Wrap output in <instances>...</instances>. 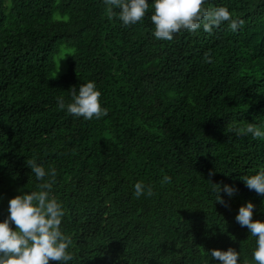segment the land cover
I'll return each instance as SVG.
<instances>
[{
	"label": "trees",
	"instance_id": "obj_1",
	"mask_svg": "<svg viewBox=\"0 0 264 264\" xmlns=\"http://www.w3.org/2000/svg\"><path fill=\"white\" fill-rule=\"evenodd\" d=\"M216 6L243 26L167 41L153 35L151 7L124 25L104 0H0V221L11 198L38 190L35 159L56 169L69 264H205V252L229 247L255 264L256 238L235 217L251 201L264 220V196L240 179L264 169V139L237 129L264 126V0L204 5ZM61 48L72 55L53 78ZM88 81L107 115L58 107ZM137 182L153 194L137 198ZM224 184L238 189L221 191L228 206L212 191Z\"/></svg>",
	"mask_w": 264,
	"mask_h": 264
},
{
	"label": "clouds",
	"instance_id": "obj_2",
	"mask_svg": "<svg viewBox=\"0 0 264 264\" xmlns=\"http://www.w3.org/2000/svg\"><path fill=\"white\" fill-rule=\"evenodd\" d=\"M104 3L108 7L110 17L118 16L124 25L141 22L151 7L153 35L157 40L171 41L176 33H193L201 28L204 32L212 33L214 28L225 22L229 30L236 32L244 24L242 19H234L233 13L227 7H204L208 0H151V3L149 0H104ZM115 9L119 11H114ZM208 59L210 61V57ZM70 92V103L66 104L60 97L57 98V104L74 118L92 120L94 117L99 119L107 115V110L101 106V93L95 82L80 84L78 89L74 86ZM237 133L251 135L253 139H264V126L248 123L246 127L237 129ZM26 165L40 183L38 190L21 191V194L9 200L8 215L0 221V264H49V260L69 264L74 257L68 251L72 244L71 237L61 230L64 208L61 202L50 194L57 175L56 169L46 170L35 159L27 160ZM212 174L210 172L209 175ZM240 179L250 190L264 196V169ZM170 180L169 176L163 177L164 182ZM212 191L216 203L228 206L227 201L220 195L221 191L232 198L238 189L234 185L224 184L222 188L218 185ZM152 194L151 186H146L143 182L135 183L134 195L137 198ZM254 207L251 201L242 204L235 219L241 227L246 226L250 235L256 238L252 260L255 264H264V220L252 219ZM13 224L14 229L11 226ZM205 253L208 257L205 264H210L211 261H219V264H238L240 257V253L231 247L226 251L212 249Z\"/></svg>",
	"mask_w": 264,
	"mask_h": 264
},
{
	"label": "rangeland",
	"instance_id": "obj_3",
	"mask_svg": "<svg viewBox=\"0 0 264 264\" xmlns=\"http://www.w3.org/2000/svg\"><path fill=\"white\" fill-rule=\"evenodd\" d=\"M72 55V50L61 48L60 53L53 59L52 77L57 78L67 72V59Z\"/></svg>",
	"mask_w": 264,
	"mask_h": 264
}]
</instances>
